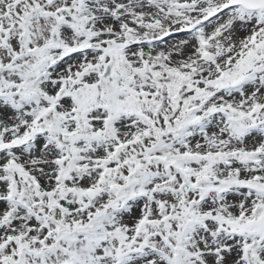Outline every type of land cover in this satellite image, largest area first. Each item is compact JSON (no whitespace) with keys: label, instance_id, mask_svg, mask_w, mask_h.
Listing matches in <instances>:
<instances>
[{"label":"snow or ice","instance_id":"6c2138e0","mask_svg":"<svg viewBox=\"0 0 264 264\" xmlns=\"http://www.w3.org/2000/svg\"><path fill=\"white\" fill-rule=\"evenodd\" d=\"M0 264H264V0H0Z\"/></svg>","mask_w":264,"mask_h":264}]
</instances>
